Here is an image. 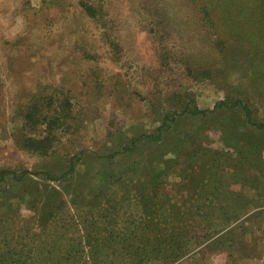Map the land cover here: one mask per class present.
Here are the masks:
<instances>
[{
  "label": "rangeland",
  "instance_id": "374dc122",
  "mask_svg": "<svg viewBox=\"0 0 264 264\" xmlns=\"http://www.w3.org/2000/svg\"><path fill=\"white\" fill-rule=\"evenodd\" d=\"M82 2L101 4L108 28ZM189 2L0 0V175L22 177L0 176V264L14 256L9 249L19 264H264V131L241 109H215L242 99L264 123V70L238 39L225 53L212 50ZM158 44L170 51L162 69ZM51 94L59 98L51 112L66 123L43 157L24 142L26 134L41 141V127L24 130L18 108ZM194 107L210 112L189 117ZM175 111L188 115L161 127L155 142ZM133 138L136 151L115 154ZM229 211L239 215L224 217ZM94 225L110 239L92 258ZM173 232L183 235L182 251L167 257L160 236ZM225 234L230 251L211 249ZM122 240L135 242L137 257H125Z\"/></svg>",
  "mask_w": 264,
  "mask_h": 264
},
{
  "label": "trees",
  "instance_id": "16d2710c",
  "mask_svg": "<svg viewBox=\"0 0 264 264\" xmlns=\"http://www.w3.org/2000/svg\"><path fill=\"white\" fill-rule=\"evenodd\" d=\"M189 3L191 4V9L195 12L197 18V20L191 19V21L195 23L196 26L198 25L201 26L202 29H205L206 33L204 35H206V37L209 38L210 43H212L211 46L214 48V49L212 48V50H216V51L219 50L221 54L225 53L226 45H228V43L234 41L235 39H238V41L245 42L250 47L249 48L250 56H252L253 54H255L256 57L258 56V60H260L261 62L260 69L262 70L263 68L264 70V54H263L264 53V0H190ZM81 6L90 17H92L98 23L101 24L104 23V26L103 24L102 26L108 28V26H105L107 22L103 20L105 19V17H104L103 6L101 4H99L98 6H93L86 2H82ZM157 32L158 31L156 27H151L149 29V33L152 36H156ZM109 39L110 38L108 36V40ZM112 45L113 47H117L118 44L112 42ZM219 51H217L218 54H220ZM156 59L161 69L169 65L170 51L167 48V46L163 47L159 44L157 45ZM156 68L158 69V66ZM189 68L190 67L188 66V70H190ZM255 69H258V67L256 66ZM216 78L217 77L211 76L212 80ZM254 78L257 79V75H254ZM165 83H166L165 81L158 83L155 82V89L157 90L158 87H162L163 84ZM259 86L261 88V92H264V81L261 82ZM164 87L162 88L164 89ZM163 89L161 90L163 91ZM58 99L59 98L56 94L53 96L52 94L48 96L34 95L23 106H21V108H18L20 110L19 115L22 116V121H23L22 126L24 130H27L28 127H29L28 129H31L33 124L36 127H41V132H38L41 133L39 135L40 137L39 139H41V141L35 139L34 138L35 136L32 134H26L24 136L25 139L24 142L28 143V145L30 146L32 145V143H36L35 145L38 146H36L35 149L36 151L40 152V155L43 157L48 156L52 149L51 143H49L50 140L49 137L52 136L55 128L63 125V123L64 124L66 123V118H65L66 116H64V120H63L62 116H59L58 114L55 115L51 112L50 102L54 104L55 100ZM46 100H50V101L45 103ZM166 102H168L167 99ZM68 104H69L68 100H64V109L67 108ZM170 104L174 105L173 102L171 101ZM151 105L152 104L150 102V107ZM228 108L229 111L232 112L231 115H233L234 112L237 113L238 110L241 109L243 115L246 117L250 125L255 127V129H257L258 131H264V123L255 124L252 117L251 107L248 104V102L239 99L231 105H228V103L226 102H222L215 106V109L217 110L218 109L223 110ZM209 112H210L209 110H199L197 107H194V111L191 112L192 115H188L186 112H182L179 114L176 111L169 112L165 116H163L162 123L157 128V135L154 136V138L152 136L150 138L153 139L155 142H158V140L161 141L163 139L162 138V133H164L163 130L165 129L167 130L168 126L171 123L175 125H179L180 122H183L186 115H188L189 117L198 116L200 114L202 116H206ZM221 113L223 114V112ZM132 140L133 143L131 142L132 143L131 146L126 147L121 151H117L115 154L120 156V155H124L127 152L130 153L136 151L137 140L135 138H133ZM187 144L188 143L183 145L177 144L175 146V153L177 156H179L180 154H184L185 152L184 150L186 149ZM192 153L193 152L189 150L185 155H187L188 157ZM71 163H72L71 169H73L75 162H73L72 160ZM131 172L134 171L127 170L125 174L128 176L129 175L128 173ZM27 174H29V172H24V175ZM6 175H12L14 178L18 180L22 179V177H18V175L14 171H7V170L2 171L0 176L1 178H4ZM159 176H161V174L158 173L157 177L159 178ZM114 177H116V174L115 176L114 174L110 176V179H113ZM152 186L156 187L158 186V184L153 183ZM140 200L141 198L136 197V201H138V203L140 202ZM224 215H226V213ZM231 215L237 217L239 214L237 213V211L236 212L229 211L227 212V216L224 217H230ZM92 223H96V222L93 221ZM90 230L91 233H89L90 235L88 234L87 239L91 249H94L90 251V255L92 256V258L93 257L95 258L99 255L100 252L96 253L95 248H93V246L98 245V243L107 242V240L110 238L101 239L96 237L95 225ZM182 236L183 235L181 232L178 233L173 232L171 235L162 234V236H160L161 240H163L165 245H167V243L171 245V247L167 251L166 254L168 255L167 257H176L178 254L181 253L182 251L181 243L183 241ZM131 241L132 240L120 241L123 244L124 249L126 247L125 250L127 252L125 254L126 255L125 257H127V253L130 256L134 254L133 256L137 257V252L134 251L132 246V244L135 242L134 241L131 242ZM211 243H213L212 245H210L211 249L214 248L220 252L230 251L228 249H230V247L234 245L230 234L219 236L216 239H214V241H212ZM8 253H11L14 256H11L10 257L11 259H9V261L6 264H19L17 260L20 259L21 257L17 255V253L12 252L10 249L9 251L5 252V254ZM15 254H16V258H15ZM1 258H4L3 255L1 256ZM5 258H9V257L6 255ZM84 259L85 258L83 257V261Z\"/></svg>",
  "mask_w": 264,
  "mask_h": 264
}]
</instances>
